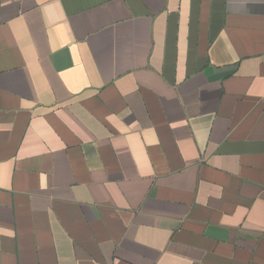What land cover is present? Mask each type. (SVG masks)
Wrapping results in <instances>:
<instances>
[{"label":"crops","instance_id":"obj_1","mask_svg":"<svg viewBox=\"0 0 264 264\" xmlns=\"http://www.w3.org/2000/svg\"><path fill=\"white\" fill-rule=\"evenodd\" d=\"M0 264H264V0H0Z\"/></svg>","mask_w":264,"mask_h":264}]
</instances>
